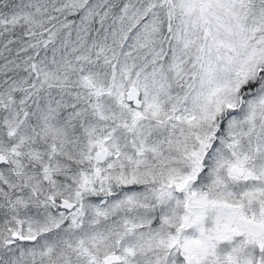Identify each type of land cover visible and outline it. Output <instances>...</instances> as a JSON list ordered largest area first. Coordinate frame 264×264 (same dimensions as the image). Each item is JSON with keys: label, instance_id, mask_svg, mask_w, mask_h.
<instances>
[{"label": "snow or ice", "instance_id": "snow-or-ice-1", "mask_svg": "<svg viewBox=\"0 0 264 264\" xmlns=\"http://www.w3.org/2000/svg\"><path fill=\"white\" fill-rule=\"evenodd\" d=\"M0 264H264V0H0Z\"/></svg>", "mask_w": 264, "mask_h": 264}]
</instances>
